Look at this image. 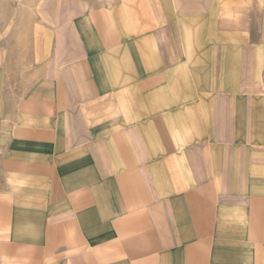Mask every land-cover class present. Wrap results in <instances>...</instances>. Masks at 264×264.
Returning a JSON list of instances; mask_svg holds the SVG:
<instances>
[{
  "label": "crops",
  "instance_id": "crops-1",
  "mask_svg": "<svg viewBox=\"0 0 264 264\" xmlns=\"http://www.w3.org/2000/svg\"><path fill=\"white\" fill-rule=\"evenodd\" d=\"M188 1L88 4L73 74L0 80V264H264L263 3Z\"/></svg>",
  "mask_w": 264,
  "mask_h": 264
},
{
  "label": "rangeland",
  "instance_id": "rangeland-1",
  "mask_svg": "<svg viewBox=\"0 0 264 264\" xmlns=\"http://www.w3.org/2000/svg\"><path fill=\"white\" fill-rule=\"evenodd\" d=\"M71 1L0 0V80L10 83L18 81L16 85L20 95L38 92L39 88L32 84L33 79L57 80L73 74L70 70L80 62V44L83 37L86 39L87 23L91 31L92 15L96 11L108 10L89 5L93 2L106 5L109 0H74L75 3L83 1L84 7L72 6ZM118 1L122 3L124 0ZM187 1L174 0L176 4H186ZM243 2L250 7L263 3V9L259 8L257 23L250 18L247 32L248 46H256L258 42L259 46L264 47V0ZM124 10L121 15L144 14L147 11L139 6H126ZM81 22L85 29L80 26Z\"/></svg>",
  "mask_w": 264,
  "mask_h": 264
}]
</instances>
